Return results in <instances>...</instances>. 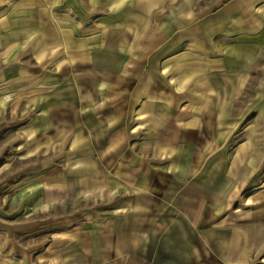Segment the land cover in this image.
I'll return each mask as SVG.
<instances>
[{"label": "crops", "instance_id": "1", "mask_svg": "<svg viewBox=\"0 0 264 264\" xmlns=\"http://www.w3.org/2000/svg\"><path fill=\"white\" fill-rule=\"evenodd\" d=\"M263 49L264 0H0V112L38 95L43 119L106 121L104 151L128 156L88 195L135 188L144 217L122 244L88 225L79 254L52 242L18 258L0 220V264H264V173L232 113ZM133 139L160 153L157 187Z\"/></svg>", "mask_w": 264, "mask_h": 264}, {"label": "rangeland", "instance_id": "2", "mask_svg": "<svg viewBox=\"0 0 264 264\" xmlns=\"http://www.w3.org/2000/svg\"><path fill=\"white\" fill-rule=\"evenodd\" d=\"M43 90L38 89L41 94ZM263 94L264 49L252 65L249 82L232 111L233 116L243 117V128L255 131L258 150L255 163L261 173H264V116L253 113L250 106L255 100L253 107L264 111ZM32 97H22L15 110L6 108L0 112V220L6 231L15 229L17 246L15 253L8 251L15 258L33 256L35 250L38 253L46 244L56 242L57 253L64 249V255H76L79 248L75 241L85 240L82 230L88 225L97 227L106 242L118 240L122 244L117 235L123 241L134 235L132 231L122 233L123 224H137L144 218L130 215L136 203V189L127 188L108 197L104 195L108 193L93 196L88 193L94 175L114 176L116 160L128 156L126 148L120 152L104 151L109 136L99 135L101 129L109 128L106 121L99 119L91 126L90 122L82 125L76 120L72 125L56 116L43 119L40 114L43 107H37L39 96H35L37 105ZM63 123L71 126L63 129ZM130 144L135 149L133 155L147 159L155 167L157 173L150 174L153 180L149 175V184L157 187L155 180L162 173L158 168L160 153L135 148L134 139ZM93 162L99 163V167L95 164L94 172ZM156 227L160 226L153 224L149 228ZM149 228L141 231L137 240H144ZM4 235L5 231L0 230V241H4ZM4 247L7 248L5 244Z\"/></svg>", "mask_w": 264, "mask_h": 264}]
</instances>
